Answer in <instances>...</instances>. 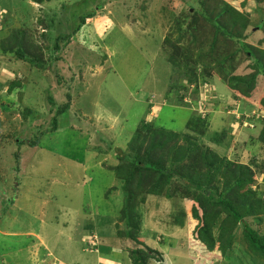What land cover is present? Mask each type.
<instances>
[{"label": "rangeland", "instance_id": "rangeland-1", "mask_svg": "<svg viewBox=\"0 0 264 264\" xmlns=\"http://www.w3.org/2000/svg\"><path fill=\"white\" fill-rule=\"evenodd\" d=\"M198 3L209 4L222 21L232 7L247 14L254 31L247 42L264 48L258 43L264 0H0L9 13L0 31V264H264L251 252L243 225L221 208L203 206L213 234L219 230L215 248L198 239L192 212L197 191L182 179L164 186L174 196L168 198L148 195L150 180L139 173L131 188L136 198L129 200L125 180L116 175L122 163L144 154L148 142L143 137L141 149L133 139L145 117L154 129L190 130L180 138L184 148L190 144L233 162L225 166L227 179L212 181L217 199L247 205L249 183L237 187L236 165L249 169L252 188L264 195V76L237 90L222 80L210 61L231 65L227 56L234 48H219L220 41L213 49L214 29L206 19L199 18L197 28L178 19ZM89 12L86 24L62 39ZM20 47L37 52L45 68L18 59ZM191 53L202 56L193 62L192 77L170 61ZM241 56L236 72L251 76L250 61ZM205 60L216 67L207 83ZM187 88L186 104L169 103L167 97ZM67 95L71 108L51 130ZM174 151L164 155L165 168L189 173V159L172 163ZM214 171L212 165L202 169ZM246 221L264 233V217Z\"/></svg>", "mask_w": 264, "mask_h": 264}, {"label": "trees", "instance_id": "trees-1", "mask_svg": "<svg viewBox=\"0 0 264 264\" xmlns=\"http://www.w3.org/2000/svg\"><path fill=\"white\" fill-rule=\"evenodd\" d=\"M224 1V0H223ZM198 6L193 5L195 7V11L193 13L191 12H184L181 14V16L178 18L180 20L184 19L186 24H191L193 28H197L199 22V18L206 19L207 23L211 24L212 28L214 29V36L215 40L213 43V49L217 47L220 41H222V45H219V48L224 46L226 43H230L231 46L235 49H233V56H227L230 60H232L231 65H227V63L222 62L221 59L218 61H215L214 59H211V64L216 62L217 63V69L222 73V80L229 84L231 88L237 90L240 87L245 88L246 86L252 87L257 80V78L262 75L264 76V48L261 46L252 45L249 42H247L251 36L253 35L254 31L250 29V20L249 18H246L248 16L241 10L231 8V9H225L224 12L227 13L230 16V21L227 19L226 21L219 20V14L215 15L214 11L213 13H210L208 11V6ZM203 8V9H202ZM1 9V7H0ZM190 11V10H188ZM89 12L88 15H81L79 20V24H77L75 27L76 29L69 35L62 37V39L67 38L69 41L71 36H74L76 31L80 29L83 25L86 24L87 17L90 18ZM8 11L6 10V13L4 14L1 22V28L0 31L4 28L5 24V18L7 16ZM217 17L216 21H212L213 17ZM204 21V20H203ZM181 23H179L180 25ZM252 28V27H251ZM255 28V27H254ZM264 33V31H262ZM248 39V40H247ZM170 41V38L167 39ZM259 44L264 45V37L261 38L258 41ZM58 46V45H56ZM215 47V48H214ZM58 48V47H57ZM212 50V48H211ZM27 53L31 56L28 57ZM242 55L246 57L248 61H250L252 69H254V73L249 76L246 74H238L239 72H236V67L240 64L239 60H242ZM16 57L23 61L28 62H37L36 66L38 69L42 70L45 68L44 60L40 55H38L37 52L32 53L29 50H23L22 47L16 50ZM240 57V58H239ZM198 58V60L196 59ZM202 56L201 53L197 56L193 55L192 53L187 56H185V59H180L178 57H171V62L173 64V67L175 69H179L184 73V75L191 73L192 76L195 75V69L197 67V64L193 65V62L196 63L201 60ZM229 60V61H230ZM207 63L206 60L204 61V64ZM189 64H192L193 67H189ZM205 64V72L202 69L201 73L203 72V80L207 83L210 82V79L212 78V71L215 66L213 65ZM195 67V69H193ZM192 68V69H190ZM184 70V71H183ZM188 70L189 73L186 71ZM194 71V72H193ZM230 71V72H229ZM197 72V71H196ZM199 75V74H198ZM197 75V76H198ZM207 78H206V76ZM190 76V77H192ZM196 76V75H195ZM224 78V79H223ZM199 80V78H198ZM190 83V82H189ZM195 86H198V82L195 83ZM14 87V85H13ZM197 89V87H195ZM192 88H187L186 92L184 94H181L179 96L175 95V97H167V100L170 104H173L175 106H179L182 103L186 104L185 98L187 96V93L190 92ZM188 91V92H187ZM68 101L64 105L60 106L56 110V115L54 118V124L51 130L56 131L59 127L58 117L60 115H64L65 112H67L71 108L72 104V98L71 95H67ZM52 105H55L52 98L49 99ZM27 112H32V109H26ZM194 119V118H193ZM197 121L201 122V120L204 119H196ZM191 121L194 122V120L191 119ZM189 124V123H188ZM153 122H148L146 118L144 117L141 119L140 124V130H138L136 133L134 141H141L140 148L142 147V144L145 142V140L148 142V145L145 146L146 150L144 154H138L134 155V158H130L132 161H128L127 163H122V165L119 167L120 172H116L117 176L121 178V180H125V185L123 191H127L129 194V200H132L136 198V193L131 189L134 185L133 183L137 180H135V177L137 174L141 173L145 176L146 179L150 180L149 189L147 191L148 195H164L168 198L174 197L172 193L169 191L165 192L166 189H163L164 186H168L171 184L170 180L172 178L175 179H182L187 187H193L197 193L195 196L192 197L196 205H194V208L192 209L193 212V219L198 221L197 229V237L200 239L204 244H206L209 248H215V242L216 239H214V235L219 233V230H217L214 234L212 232V228L210 226V219L209 215H206L207 210L203 208L204 205L213 207L215 209L221 208L223 209V212L228 214V217H232L235 224H242L243 225V235L244 239L247 241L251 248V252L255 255H258L260 258H264V233L261 234L258 231H256L247 221L246 219L248 217H252L254 220L261 221L264 217V195L262 196L258 195V192L252 188L254 182V176L250 175L248 173L249 169L245 168L243 165H236L235 167L238 169V174L234 175V179L236 182V185L239 189H242L244 184H248L246 192H244V196L248 194L250 199L245 202L247 205L243 204H236L235 201H231L228 199L218 198L216 194L211 191L212 181L217 180V176L222 175L224 178H228V175L225 174V166L232 165L233 162L229 161L226 158L219 157L215 152L211 151L208 154H205L206 150L203 148H192V145L189 144L188 149L184 148L186 147L180 145V138H186L189 136L190 130L185 128L184 130H188L186 132H178V131H172V130H166V129H154ZM144 137V139H143ZM131 147L133 150L136 149V145L132 142ZM170 147L174 148L175 151L172 153V155L175 157V159L171 160L172 163H175V167H178V163L180 161H185L189 159V162L193 164V166L190 167L189 173H184L180 171V169H174V171L167 170L164 165V155L166 153H170L169 149ZM196 149L195 152H193ZM154 158V159H153ZM18 159V158H17ZM158 159V161H156ZM124 161V160H123ZM125 164V165H124ZM197 165L199 168H197ZM214 166L215 171L210 175L209 173L202 172V169H204L206 166ZM207 171V169H205ZM150 172L151 176L149 177L148 174L145 175V172ZM142 175V177H143ZM144 180V178H143ZM176 186V185H175ZM175 189L179 190V187H174ZM164 190V191H163ZM188 191L189 189L186 188ZM209 191L207 193L206 191ZM190 192V191H189ZM189 192L184 194H189ZM191 194V193H190ZM247 196V195H246ZM213 218V216H211ZM218 221H220V214L218 215ZM214 224V222H213ZM216 226H218V222L215 223ZM222 233L219 234V236ZM233 236V235H232ZM232 236L231 238L227 239V244L222 247L223 254H227L229 251L230 246H232ZM223 242V241H222ZM141 248H138L139 253L143 252L140 250Z\"/></svg>", "mask_w": 264, "mask_h": 264}, {"label": "built area", "instance_id": "built-area-1", "mask_svg": "<svg viewBox=\"0 0 264 264\" xmlns=\"http://www.w3.org/2000/svg\"><path fill=\"white\" fill-rule=\"evenodd\" d=\"M5 13H6V10L1 8L0 9V28H1L2 18H3Z\"/></svg>", "mask_w": 264, "mask_h": 264}, {"label": "crops", "instance_id": "crops-1", "mask_svg": "<svg viewBox=\"0 0 264 264\" xmlns=\"http://www.w3.org/2000/svg\"><path fill=\"white\" fill-rule=\"evenodd\" d=\"M40 238V237H39ZM40 240H42L43 241V239H40ZM44 242V241H43Z\"/></svg>", "mask_w": 264, "mask_h": 264}]
</instances>
